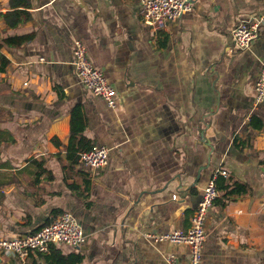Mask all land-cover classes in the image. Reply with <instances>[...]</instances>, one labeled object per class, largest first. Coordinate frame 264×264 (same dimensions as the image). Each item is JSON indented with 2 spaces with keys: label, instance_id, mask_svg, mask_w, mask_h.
<instances>
[{
  "label": "crops",
  "instance_id": "1",
  "mask_svg": "<svg viewBox=\"0 0 264 264\" xmlns=\"http://www.w3.org/2000/svg\"><path fill=\"white\" fill-rule=\"evenodd\" d=\"M28 1L15 9L0 0L9 61L0 73V238L71 213L85 239L24 259L0 254V264H59L58 255H78V264L186 262V245L151 236L188 230L221 168L228 176L217 179L201 264H264V102L255 99L264 27L248 50L231 40L241 21L264 15V0H194L161 30L143 23L141 0ZM14 10L30 17L10 28L3 16ZM26 35L20 46L3 42ZM78 40L114 87V109L76 77ZM75 111L81 133L72 131ZM81 136L109 149L106 166L79 163Z\"/></svg>",
  "mask_w": 264,
  "mask_h": 264
},
{
  "label": "built area",
  "instance_id": "2",
  "mask_svg": "<svg viewBox=\"0 0 264 264\" xmlns=\"http://www.w3.org/2000/svg\"><path fill=\"white\" fill-rule=\"evenodd\" d=\"M194 0H141L140 9L143 23L154 30H161L166 23L180 19L192 10ZM264 27V15L241 21L232 31L231 40L238 50H248L258 39ZM76 77L80 84L94 95L103 99L109 108L117 106V94L102 72L96 69L87 57L85 46L78 40L74 44L73 61ZM256 102H264V62L255 85ZM109 149L93 146L80 152L78 161L90 168H103L108 163ZM226 178L227 170H216L203 189L200 200L190 216L188 230L174 231L160 236H151L155 241H168L173 244L186 245L189 258L180 262L168 257L165 264H201V250L206 237L205 222L209 211L218 198L217 179ZM85 239L83 230L71 213L57 216L51 223L43 226L33 234L16 238H0V254L12 255L24 259L30 253L45 254L51 245L79 246Z\"/></svg>",
  "mask_w": 264,
  "mask_h": 264
},
{
  "label": "trees",
  "instance_id": "3",
  "mask_svg": "<svg viewBox=\"0 0 264 264\" xmlns=\"http://www.w3.org/2000/svg\"><path fill=\"white\" fill-rule=\"evenodd\" d=\"M28 2H29L28 0H11V4H12V6L15 7V9H19V8H16V7H19L17 5H24V7L27 8L29 6ZM29 17H30L29 13L26 10H14V11L7 13L6 15L3 16L6 24L10 28H15L18 25L25 23ZM30 39H31V36L26 35V36H21V37H9V38L3 40V42L7 46L16 47V46L22 45L23 43H25L27 41H30ZM0 48H1V45H0ZM8 66H9L8 59L3 54L0 53V73L4 72ZM76 111H75L74 117L72 119V131L74 133H81L83 128L79 127L81 120L79 117V113H77ZM71 139H74V138L72 137ZM76 142H77L78 152H81V151L83 152V150L86 151V150H89L93 147L91 142L87 141L82 136L80 138H77ZM77 158H78V156H77ZM54 259L59 264H78L81 261V257L78 255L69 256L66 258L58 255V256L54 257Z\"/></svg>",
  "mask_w": 264,
  "mask_h": 264
}]
</instances>
